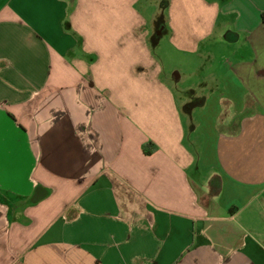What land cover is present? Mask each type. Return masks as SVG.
I'll return each mask as SVG.
<instances>
[{
	"label": "crops",
	"instance_id": "obj_1",
	"mask_svg": "<svg viewBox=\"0 0 264 264\" xmlns=\"http://www.w3.org/2000/svg\"><path fill=\"white\" fill-rule=\"evenodd\" d=\"M141 1L0 0V264H264V0Z\"/></svg>",
	"mask_w": 264,
	"mask_h": 264
},
{
	"label": "rangeland",
	"instance_id": "obj_2",
	"mask_svg": "<svg viewBox=\"0 0 264 264\" xmlns=\"http://www.w3.org/2000/svg\"><path fill=\"white\" fill-rule=\"evenodd\" d=\"M150 1V0H149ZM147 1H141L140 9L145 8ZM150 3L154 6L152 9L162 10L157 0H151ZM167 60L164 63V71L162 73V79L170 83L176 94V100L180 105V108H198L197 102L199 98L206 97L210 87L218 84L214 82L212 74L213 67L220 73L223 70V65H211L209 61L204 60L201 56H192L191 58H181L183 60V70L180 69L178 64V57L175 53L166 50ZM186 59V60H185ZM221 66V67H220ZM178 70L183 73V79L180 82L174 81V73ZM210 71V72H209ZM212 73V74H211ZM200 95V96H199Z\"/></svg>",
	"mask_w": 264,
	"mask_h": 264
},
{
	"label": "trees",
	"instance_id": "obj_3",
	"mask_svg": "<svg viewBox=\"0 0 264 264\" xmlns=\"http://www.w3.org/2000/svg\"><path fill=\"white\" fill-rule=\"evenodd\" d=\"M261 17H262V20L264 21V12L261 14ZM143 151H144L145 154H150L153 151V148L150 149V148L147 147V145H144L143 146ZM209 188H210V195L213 196L216 193H218V191L220 189V178L217 177V176L213 177L212 180H210Z\"/></svg>",
	"mask_w": 264,
	"mask_h": 264
}]
</instances>
